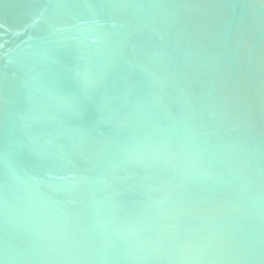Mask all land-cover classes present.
Masks as SVG:
<instances>
[{
    "label": "water",
    "instance_id": "obj_1",
    "mask_svg": "<svg viewBox=\"0 0 264 264\" xmlns=\"http://www.w3.org/2000/svg\"><path fill=\"white\" fill-rule=\"evenodd\" d=\"M0 264H264V0H0Z\"/></svg>",
    "mask_w": 264,
    "mask_h": 264
}]
</instances>
